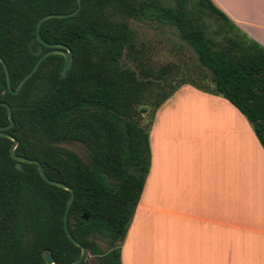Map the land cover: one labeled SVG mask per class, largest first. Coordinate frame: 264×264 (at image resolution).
Returning a JSON list of instances; mask_svg holds the SVG:
<instances>
[{
	"label": "trees",
	"instance_id": "trees-1",
	"mask_svg": "<svg viewBox=\"0 0 264 264\" xmlns=\"http://www.w3.org/2000/svg\"><path fill=\"white\" fill-rule=\"evenodd\" d=\"M77 6L78 0H0V56L13 89L40 57L33 52L42 45L39 18ZM141 17L178 28L200 62L194 78L179 79L184 72L177 64L147 62L128 21ZM40 35L71 47L73 63L62 75L65 57L50 54L14 94L0 61V100L11 105L15 120L7 131L18 140L16 154L40 160L50 178L74 188L69 229L101 264H121V248L150 168V126L157 109L181 85L228 99L264 147V47L212 0H82L76 15L45 20ZM50 49L43 45V52ZM124 56L139 72L121 63ZM141 104L153 105L148 128L139 121ZM8 124L7 108L0 104V126ZM71 141L88 148L90 162L61 146ZM12 143L0 135V264H46L45 249L60 264H69L81 253L64 228L71 193L48 183L35 163L23 162L18 169Z\"/></svg>",
	"mask_w": 264,
	"mask_h": 264
},
{
	"label": "crops",
	"instance_id": "crops-1",
	"mask_svg": "<svg viewBox=\"0 0 264 264\" xmlns=\"http://www.w3.org/2000/svg\"><path fill=\"white\" fill-rule=\"evenodd\" d=\"M264 47V0H212ZM121 264H264V147L228 99L185 83L156 111Z\"/></svg>",
	"mask_w": 264,
	"mask_h": 264
},
{
	"label": "rangeland",
	"instance_id": "rangeland-1",
	"mask_svg": "<svg viewBox=\"0 0 264 264\" xmlns=\"http://www.w3.org/2000/svg\"><path fill=\"white\" fill-rule=\"evenodd\" d=\"M166 2L174 4V0H166ZM128 21L136 32L137 45L148 58L147 62L150 65L157 67L166 64H177L184 72L179 75V79H192L195 77L193 71L200 69L198 56L192 47L181 38L175 25L156 17L129 18ZM121 63L139 72L138 65L127 57L124 56ZM187 72H190V74H187ZM138 109L140 111V124L148 128L153 105L141 104ZM61 146L74 151L85 161L90 162V152L83 143L79 141L63 142ZM98 242L102 247H108L106 240L100 239ZM83 264H101V262L94 254L89 252L86 262Z\"/></svg>",
	"mask_w": 264,
	"mask_h": 264
},
{
	"label": "water",
	"instance_id": "water-1",
	"mask_svg": "<svg viewBox=\"0 0 264 264\" xmlns=\"http://www.w3.org/2000/svg\"><path fill=\"white\" fill-rule=\"evenodd\" d=\"M81 7H82V0H78V6L73 11L66 12V13H49V14L43 15L41 18H39V20L37 22V37L41 41L42 45L39 47V49L34 50L33 52H34V54L39 55L40 57L38 58L34 67L24 75V77L21 79V81L19 82L16 89H13V87H12L9 67H8L7 63L5 62V60L3 59V57L0 56V61L3 63L4 69H5L8 88H9L10 92H12L14 94L18 93L22 89V87L24 86L25 82L37 71V69L39 68L42 61L47 56H49L50 54L58 53V54H62L65 57L64 65H63V69H62V75H66L67 71L71 67L73 60H74V54H73L72 48L69 47L67 44H64V43H49V42L45 41L40 35V28H41L42 23L49 18H54V17L64 18V17H71V16L76 15L80 11ZM43 45L51 47V49L46 51V52H43ZM30 47L32 48V43H30ZM0 104L6 106L8 116L10 119V124H8L6 126H0V135L11 138L13 140V143H12L11 148H10V152H11L12 157L17 161V163H16L17 168L22 169V163L23 162L35 163L38 166V169L40 171L41 176L48 183L63 187L65 189L69 190L71 193L70 197L68 199L67 205H66V209H65L64 228H65V232H66L67 236L69 237V239L74 244H76L77 246H79L81 248V253H80L79 257H77L74 261H72L69 264H80L89 252H88L87 247L85 245H83L81 242H79L73 236V234L71 233L69 226H68V214H69L70 207L73 203V200L75 198V190L72 186H70V185H68L62 181L50 178L47 175L45 168H44V166L40 160H38L36 158H29V157H26L23 155L16 154L15 149L17 147L18 140L12 133H9L7 131L9 128H11L15 125L12 107L6 101L0 100ZM83 217H84V219H88L87 214H84ZM43 257H44L46 264H60L55 259L52 252L49 251L48 249H45L43 251Z\"/></svg>",
	"mask_w": 264,
	"mask_h": 264
}]
</instances>
